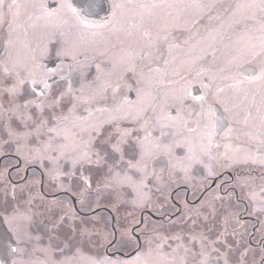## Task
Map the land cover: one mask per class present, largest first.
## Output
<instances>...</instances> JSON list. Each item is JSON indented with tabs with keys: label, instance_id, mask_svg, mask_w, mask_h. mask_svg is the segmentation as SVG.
<instances>
[{
	"label": "flooded vegetation",
	"instance_id": "af4514ba",
	"mask_svg": "<svg viewBox=\"0 0 264 264\" xmlns=\"http://www.w3.org/2000/svg\"><path fill=\"white\" fill-rule=\"evenodd\" d=\"M81 2H0V264H166L175 254L181 258L185 248L198 253L192 263L200 264V243L178 234L188 211L206 213L212 191L219 197L210 212L223 221L232 249L248 254L243 264H264V0H114L124 5L115 9L110 7L113 0H106L104 11L84 17L88 24L74 13L80 12ZM218 57L234 63L229 74L232 87L222 80L216 85L208 82V63ZM184 59L194 62L193 69L162 77L159 84L140 86L135 80L97 92L91 87L89 99L80 100V79L92 83L110 61H124L123 66L132 62L129 71L122 72L136 76L143 60L147 64L140 75L152 68L166 72ZM228 69L225 64L214 71L220 75ZM184 81V100L173 102L166 114H184L182 129L190 133L171 134L173 147L178 141L174 155L168 160L153 157L150 178L145 180L146 189H169V196L151 197V209H130L133 214L126 213L127 199H96L94 157H103L104 175L139 163L140 143L158 132L165 117L158 100L166 91L181 89ZM240 88L250 95L252 105L236 115L223 106L221 95ZM212 93L220 101H214ZM257 94L259 104L254 101ZM186 103L189 108L176 107ZM200 107L207 118H197ZM70 108L73 114L86 113L90 124L89 150L84 151L88 181L74 182L78 170L74 176L73 167L67 176L58 161L51 167L28 164L26 151L17 152L5 143L9 113L39 114L46 125L53 115ZM238 132L246 136L240 138ZM240 147L249 150L248 160L231 155ZM188 155L193 162L190 175L171 171V159ZM155 163L168 170L161 178L178 177L181 182L172 186L170 180L159 179ZM203 217L186 220L196 224ZM160 225L170 229L163 231Z\"/></svg>",
	"mask_w": 264,
	"mask_h": 264
},
{
	"label": "rangeland",
	"instance_id": "374dc122",
	"mask_svg": "<svg viewBox=\"0 0 264 264\" xmlns=\"http://www.w3.org/2000/svg\"><path fill=\"white\" fill-rule=\"evenodd\" d=\"M213 1V0H211ZM211 4V3H210ZM207 2V5H210ZM81 31V30H80ZM78 37L81 38L80 32ZM83 38V37H82ZM148 52V50H147ZM172 59H170L171 61ZM124 61H110L106 66L101 68L99 73H96L93 78L92 83H87L86 77L81 78L79 81V90L81 94L80 100L86 101L89 98L86 96L90 91L91 87L97 91L101 90L103 86H109L113 88L127 86L129 83H133L137 80V84L140 86H153L157 83H160V79L162 77L167 78L173 75H177L181 70L188 71L187 69H193L192 66L194 62L192 60L183 61V64L173 65L166 72H159L154 68L143 71L140 75L141 69L147 63L143 60L141 65L139 66L136 76L131 74L130 72H122L129 71V67L132 65V62L126 61V65L123 66L122 63ZM173 64V62L171 61ZM230 66L228 72L217 74L214 70L217 66ZM233 62L222 60V58H216L208 63L207 70V79L211 84L216 85L219 80L224 82H229L232 87L233 83L230 81L229 74H231V67L233 66ZM86 68L85 65H80V71L83 75ZM224 68V67H222ZM220 67L219 69L222 70ZM170 71V72H169ZM175 81L177 79H174ZM166 84V83H165ZM91 85V86H90ZM188 86V81H184L181 83V89H177L173 92L166 91L163 93L158 100L159 110H163L165 108L164 119L159 121L157 129L158 132L153 137H147L145 141H142L141 147L139 151L141 152V161L136 165L129 166L127 165L124 170L117 171L113 170L112 172H108L104 175V160L101 156L94 157L91 165L93 168V176L95 183L99 184L95 187L94 197L97 198H110L111 203H117L119 199H127L128 203L125 206L126 213H130L131 210L139 209L141 207H148L151 209L149 205V199L151 197L159 196L160 198H167L169 196V189L165 190H148L145 188V180L150 178V170L151 167L149 163L152 161L153 157L162 158L163 160H168L170 155H174L173 150L177 147V143L173 144L171 141V134L175 136L181 134H189L190 132H185L182 129L184 114H179L178 116H172L166 114V111L169 107L172 106L173 102L180 103L184 100L186 96V88ZM237 87H240L241 84L236 83ZM243 88V86H242ZM241 89V88H240ZM236 90L235 92H225L221 95V100L223 101V106L231 109L236 115L238 112H245L247 107H250L252 104V98L247 96V92L245 90ZM212 98L214 101H220V98L217 93H212ZM11 100V99H10ZM9 100V101H10ZM260 94H257L255 97V103L259 104ZM178 108H189V103L182 104L176 106ZM257 107V106H256ZM197 118H207V111L202 107L196 109ZM8 120H10V124H7L8 134L7 138H5L6 142L10 144L15 151H26L30 157L24 158L28 164L40 165L43 163L44 167H51L55 162H61L62 172L63 174L67 171V176L70 175V169H73L74 176L75 172L78 170V177H74L73 181H88V177L86 173L89 170V158H87V154L84 151L89 150L90 143V124L88 125V116L86 113L84 114H73L72 109L61 110L60 116L53 115L50 120H48L45 124L43 121H39V114H33L32 117H26L25 112L23 115H18L16 111H14V115L9 113L7 116ZM11 118H15L16 123L11 122ZM236 123H239L238 119H235ZM41 118V117H40ZM244 121V119H243ZM42 123L44 126L39 125ZM264 130V126H262ZM241 132H238L236 136L240 138L245 137L246 134L244 132L243 136H240ZM177 139V138H176ZM249 150L246 147H240V151H234L231 153L237 160H248L250 158ZM238 154V155H237ZM97 155H99L97 153ZM237 155V156H236ZM150 157V158H149ZM174 158V157H172ZM195 160V158H194ZM137 161V162H138ZM173 161L169 168L171 171H184L185 175H190V169L193 165L192 155H188L187 157H179L171 159ZM56 165V163L54 164ZM76 165V166H75ZM155 173L159 175V179H163L171 182L173 186L176 182H181L178 177L172 176H164L165 178H161V176L168 172L162 165L154 164ZM161 168H160V167ZM69 168V169H66ZM84 171V172H83ZM188 173V174H187ZM210 175V174H207ZM65 176V175H64ZM106 179L111 181L110 184H106ZM153 180V177L152 179ZM198 180V177H197ZM63 181L66 184L74 185L72 183H68L64 178ZM104 186V187H102ZM182 193H176L175 197H181ZM247 196V195H245ZM219 196L214 195V191L207 195L208 201L206 207L208 210L206 213L198 211V209L191 210L187 212V215L183 219V225H181L180 233L178 234L181 237L182 234L186 236V239L189 237L193 239L195 244L200 243L201 247V262L200 264H243L247 261L248 254L245 251L235 253V250L232 248L231 237H227V233L224 231L223 221L215 218L210 212L214 210L215 205H212L213 202ZM225 197V196H224ZM248 197H259L258 194H248ZM226 198V197H225ZM263 199V197H262ZM218 201L216 200V202ZM142 205V206H141ZM116 206V205H113ZM113 206H111L113 208ZM160 208V206H158ZM239 212V211H238ZM132 211L130 214H133ZM215 213V212H214ZM198 214L204 215L201 222L194 224L195 222L190 219L191 217H196ZM128 220L132 218H127ZM204 224V226H203ZM221 224V225H220ZM177 226L180 224L176 223ZM161 230L168 231V228H163L162 225L159 226ZM177 228V227H176ZM175 228V229H176ZM177 234V232L175 233ZM176 239V238H175ZM185 239V241H186ZM164 245H167L168 240L163 237L160 239ZM177 241V240H176ZM187 242V241H186ZM188 243V242H187ZM186 249V250H185ZM185 253H182L181 258L175 254L171 260L165 262L166 264H180L182 260L189 261L190 264H193L195 260H198V253H194L191 248H185ZM237 257V259H236ZM165 261V260H164ZM235 261V262H234ZM258 261V259L256 260ZM198 264V263H196Z\"/></svg>",
	"mask_w": 264,
	"mask_h": 264
},
{
	"label": "snow or ice",
	"instance_id": "6c2138e0",
	"mask_svg": "<svg viewBox=\"0 0 264 264\" xmlns=\"http://www.w3.org/2000/svg\"><path fill=\"white\" fill-rule=\"evenodd\" d=\"M0 2H2V0H0ZM105 3L106 0H82V2L78 5L80 12L76 13L74 10V13L82 24H88L89 21L84 19V17L92 14H98L99 11H104ZM110 7L115 9L122 8L124 5L116 4L113 0V3L110 5Z\"/></svg>",
	"mask_w": 264,
	"mask_h": 264
},
{
	"label": "bare ground",
	"instance_id": "6f19581e",
	"mask_svg": "<svg viewBox=\"0 0 264 264\" xmlns=\"http://www.w3.org/2000/svg\"><path fill=\"white\" fill-rule=\"evenodd\" d=\"M82 64H84L85 65V63H82ZM82 64H80V65H82ZM87 80V79H86ZM87 83L89 82L88 80L86 81Z\"/></svg>",
	"mask_w": 264,
	"mask_h": 264
}]
</instances>
